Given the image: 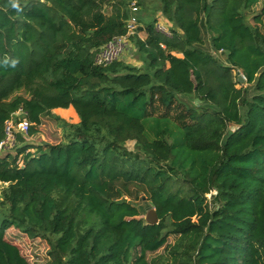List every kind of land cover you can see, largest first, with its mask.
Here are the masks:
<instances>
[{
  "label": "trees",
  "instance_id": "obj_1",
  "mask_svg": "<svg viewBox=\"0 0 264 264\" xmlns=\"http://www.w3.org/2000/svg\"><path fill=\"white\" fill-rule=\"evenodd\" d=\"M259 1L160 0L163 32L138 0L136 67L95 62L126 33L132 0H0V139L20 107L30 134L55 108L80 117L61 122L59 143L18 135L16 154L0 155V264H31L10 228L47 241L45 264H264V7L247 20ZM183 96L200 102L185 103L187 121L151 109ZM130 184L159 223L126 198ZM170 235L167 255L149 259Z\"/></svg>",
  "mask_w": 264,
  "mask_h": 264
},
{
  "label": "rangeland",
  "instance_id": "obj_2",
  "mask_svg": "<svg viewBox=\"0 0 264 264\" xmlns=\"http://www.w3.org/2000/svg\"><path fill=\"white\" fill-rule=\"evenodd\" d=\"M137 2L138 0H132ZM264 7V0L259 1L257 4H255L251 9L247 11V20L251 22L252 24L255 23L254 17L256 15H259L262 12V9ZM111 6L108 4L104 5V10L106 12H110ZM140 15H143L145 19L151 18V17H156L157 21L160 22V24L157 25V27H168V22H166L165 17L163 16V12L161 9V3L160 0H146L144 6H140L139 9ZM262 23H259V26L261 30L264 32V15H262ZM138 26H140L138 24ZM204 46L208 47L210 45V38L207 33H204ZM136 36L141 37V38H146L147 34L145 33L144 30L138 29V32ZM126 50L124 53L120 55L121 58H126V61L129 62L130 64L135 65L136 67H142L143 62L139 58L138 55V50L137 46L135 45V41H133V38L129 40V43L126 45ZM177 55H180L177 53ZM224 55L220 54V58L224 60ZM238 70L233 71V77L234 80H238ZM242 84L237 83V87H241ZM16 95H24L28 96V93L25 92L24 89H21L20 91L16 92L14 96ZM186 104L193 105L196 103H200L198 99L193 98V97H188V96H183L182 97V102L175 101L172 106L166 107L165 105L162 104V102L159 100V98H154V104H152L151 109L153 110V113L156 115L164 114L166 111L169 110V115L173 120H176L178 122L182 121H187L188 118V111L186 109ZM74 115V114H73ZM57 117H60L62 120H66L69 123H76V117L72 116L71 113L69 114H64L60 116V114L55 113H50L47 114L43 117L42 124L38 127V131L36 133L30 134V138L24 139L25 142H30L32 145H40L44 143H52L56 144L59 143L62 139H64V131L63 128L61 127V119L58 120ZM21 141V140H20ZM23 143V142H22ZM35 143V144H33ZM127 147L129 149H134V141H128L127 142ZM31 149V148H30ZM36 149V148H35ZM18 150L17 148H13L12 150L9 151V153H12L13 155L16 154ZM7 153V151L3 152L0 155H4ZM18 161L20 165L24 163V158L23 155L21 154L18 158ZM5 183L0 182V200H2L1 194L2 190L5 187ZM128 188L130 190V198L126 197L129 199L132 203L136 204L137 207L140 209L141 212V217L145 218L146 212L148 210V206L150 204L148 200V194L143 191V189L136 184H130L128 185ZM143 197H146L144 199ZM212 199L209 200L211 202ZM213 206V204L211 205ZM0 209H2V206L0 205ZM196 219V218H195ZM6 237L12 241L13 243H16L23 255L30 261L31 264H45L47 260L49 259L48 256V249L49 245L46 240L41 239V238H30L28 237L25 233L20 232L16 228H10L6 232ZM177 239V235H170L168 238V246L164 245L161 247L159 250L148 253V258L151 259L152 257H160L167 255L168 250L170 245H172Z\"/></svg>",
  "mask_w": 264,
  "mask_h": 264
},
{
  "label": "built area",
  "instance_id": "obj_3",
  "mask_svg": "<svg viewBox=\"0 0 264 264\" xmlns=\"http://www.w3.org/2000/svg\"><path fill=\"white\" fill-rule=\"evenodd\" d=\"M132 14L126 23V33L120 34L111 38L106 42L96 55L95 62L98 65H109L120 58V55L125 52L126 44L129 43L131 36L136 35L138 32V20L135 12L137 11L136 2L130 4ZM163 32H167L166 27H157ZM33 123L27 117V112L22 108H18L12 112L10 117L5 121L3 136L0 139V154L19 146L18 135L25 138H30V129ZM29 151V149L27 150Z\"/></svg>",
  "mask_w": 264,
  "mask_h": 264
},
{
  "label": "water",
  "instance_id": "obj_4",
  "mask_svg": "<svg viewBox=\"0 0 264 264\" xmlns=\"http://www.w3.org/2000/svg\"><path fill=\"white\" fill-rule=\"evenodd\" d=\"M238 80L239 82H244L246 80V77L245 75L243 74V72L239 71L238 72ZM144 199H146V197H143ZM150 204L148 206V210L146 212V216H145V220L148 224H157L159 223V216H158V213H157V210L153 204L152 201H150Z\"/></svg>",
  "mask_w": 264,
  "mask_h": 264
},
{
  "label": "crops",
  "instance_id": "obj_5",
  "mask_svg": "<svg viewBox=\"0 0 264 264\" xmlns=\"http://www.w3.org/2000/svg\"><path fill=\"white\" fill-rule=\"evenodd\" d=\"M146 33V32H145ZM119 60H122V61H124V62H127L126 61V58H119ZM127 63H129V62H127ZM133 65V64H132ZM71 111H73V113H74V115L72 114V112ZM56 112V114H60V116H62V115H64V114H69V113H71V115L72 116H75L76 117V123H78L79 121H80V117H79V115H78V113H77V111H76V109L73 107V106H70V107H68V108H61V107H59V108H55V109H53L52 110V113H55ZM69 112V113H68ZM60 118V117H59ZM61 119V118H60ZM61 122H63V121H66V120H60ZM68 122V121H67Z\"/></svg>",
  "mask_w": 264,
  "mask_h": 264
},
{
  "label": "clouds",
  "instance_id": "obj_6",
  "mask_svg": "<svg viewBox=\"0 0 264 264\" xmlns=\"http://www.w3.org/2000/svg\"><path fill=\"white\" fill-rule=\"evenodd\" d=\"M12 7L19 9V3L18 0H12Z\"/></svg>",
  "mask_w": 264,
  "mask_h": 264
}]
</instances>
